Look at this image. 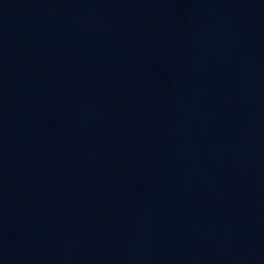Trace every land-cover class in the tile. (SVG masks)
<instances>
[{
	"label": "water",
	"instance_id": "1",
	"mask_svg": "<svg viewBox=\"0 0 264 264\" xmlns=\"http://www.w3.org/2000/svg\"><path fill=\"white\" fill-rule=\"evenodd\" d=\"M0 264H264V0H0Z\"/></svg>",
	"mask_w": 264,
	"mask_h": 264
}]
</instances>
